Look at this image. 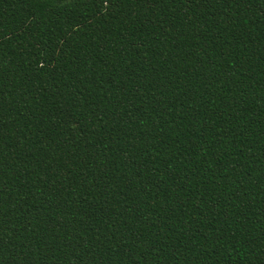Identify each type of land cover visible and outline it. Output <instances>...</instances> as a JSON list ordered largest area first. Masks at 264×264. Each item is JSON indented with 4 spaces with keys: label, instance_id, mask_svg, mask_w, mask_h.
Listing matches in <instances>:
<instances>
[{
    "label": "trees",
    "instance_id": "16d2710c",
    "mask_svg": "<svg viewBox=\"0 0 264 264\" xmlns=\"http://www.w3.org/2000/svg\"><path fill=\"white\" fill-rule=\"evenodd\" d=\"M0 264H264V0H0Z\"/></svg>",
    "mask_w": 264,
    "mask_h": 264
}]
</instances>
